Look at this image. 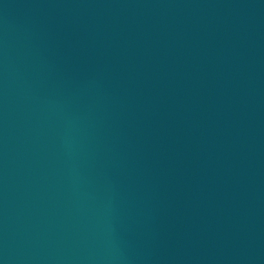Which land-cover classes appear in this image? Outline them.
I'll return each mask as SVG.
<instances>
[{
	"label": "water",
	"instance_id": "obj_1",
	"mask_svg": "<svg viewBox=\"0 0 264 264\" xmlns=\"http://www.w3.org/2000/svg\"><path fill=\"white\" fill-rule=\"evenodd\" d=\"M0 264H264V0H0Z\"/></svg>",
	"mask_w": 264,
	"mask_h": 264
}]
</instances>
